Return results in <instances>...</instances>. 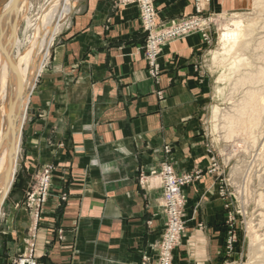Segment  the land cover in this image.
<instances>
[{"label":"crops","instance_id":"obj_1","mask_svg":"<svg viewBox=\"0 0 264 264\" xmlns=\"http://www.w3.org/2000/svg\"><path fill=\"white\" fill-rule=\"evenodd\" d=\"M155 4L162 21L193 12V0ZM248 5L213 0L211 9L233 13ZM2 6L0 0V15ZM1 34L0 23V43ZM145 41L136 4L72 0L30 98L20 175L0 226V264L30 254L39 264H140L165 225L161 181L147 176L164 148L179 171L209 166L201 113L210 88L199 73L208 44L194 34L164 47L156 80ZM49 163L57 166L55 186L37 226L23 205L25 187ZM188 197L183 264H216L224 199L207 177Z\"/></svg>","mask_w":264,"mask_h":264},{"label":"rangeland","instance_id":"obj_2","mask_svg":"<svg viewBox=\"0 0 264 264\" xmlns=\"http://www.w3.org/2000/svg\"><path fill=\"white\" fill-rule=\"evenodd\" d=\"M5 1L6 0H3V4ZM70 1L72 5V0ZM212 1L213 0H193V12L191 14H186L178 19L162 21L159 19L155 0H152V7L156 13V24L157 27L161 29L160 32H158L163 37V41L155 45V55L153 54V49L155 47L152 48V45L149 43L151 37L154 36V32L151 33L146 31L142 24L140 3L131 2L136 4L139 8V20L146 34L143 53L148 64L150 76L153 79H159L161 71L158 61L164 47L174 41L186 39L194 34H200L208 44V47L199 65V73L202 75V78H207L210 88L205 94L206 102H204L201 113V133L207 147L209 166L205 169L179 171L169 160L171 154L170 147L164 148L165 157L160 161L157 168L152 170L147 176L157 175L161 181L165 225L158 241L153 247H149L142 254L140 264L184 263L181 244L188 230V192L206 177L211 178V180L218 185L219 193L224 199V214L226 216L224 223L217 226L219 230L217 241L219 247L216 264H251L250 248L254 238L253 232H256V234H254L255 236L264 233V227H260L258 224L259 219L257 217H259L258 215L261 213L259 211H262V208L259 207L260 205L257 204L258 201L256 199L257 192L259 193V191L263 189V186H261L263 184L257 177L263 173L264 165L253 151L248 152L249 154L245 152V144L242 143L243 140L241 137L235 136L237 137L236 139H234L235 137L232 139L226 138L223 128V115L234 105V101L231 99L233 85L231 81H227L223 84V82H220L218 79L220 74L225 72L229 73V64H231L233 60L230 57L231 55L228 56V53L220 43V30L233 16V13H241L245 17L256 16L255 0H249V5L245 10L233 13H214L211 9ZM119 2L122 4L129 3L125 0H119ZM54 3L55 0H27L18 27L16 24L12 25L13 30L17 31V36L20 40V52H25L32 45L36 35L35 27L39 19L45 10L53 6ZM70 13L65 15L61 20H56L57 23H54L51 30V42L47 57L39 53L41 59L39 57L40 62L32 76L26 119L30 111V98L42 81L43 70L45 64L49 60L52 45L68 20ZM195 20L198 21L199 25H195L177 36L169 38L164 34L166 31L172 29L178 30L184 28L183 25L185 23H190ZM28 22H30V25H28ZM16 52L17 49L15 50V54ZM215 55L218 56V61L214 60ZM33 86L34 89L32 91ZM219 88L222 89V92L218 91ZM237 96L238 95L234 97L237 98ZM24 124L22 127V137L24 133ZM20 169L21 166L15 175L16 178L14 179L13 186L3 204L0 226L8 197L19 179ZM56 171L57 166L53 163L43 165L35 175L30 177L25 187L23 205L26 207L30 217L37 226L41 222L43 212L46 209L47 200L54 190ZM144 178L142 174L140 181L143 182ZM66 200L67 198L64 195L63 201ZM194 211V214L199 213L197 210ZM257 212L259 213L257 214ZM198 227L202 229L205 225L200 223ZM261 228L262 231L259 230ZM262 237L264 238V236ZM21 261L39 264L34 254L18 257L14 259L12 263L21 264Z\"/></svg>","mask_w":264,"mask_h":264},{"label":"bare ground","instance_id":"obj_3","mask_svg":"<svg viewBox=\"0 0 264 264\" xmlns=\"http://www.w3.org/2000/svg\"><path fill=\"white\" fill-rule=\"evenodd\" d=\"M26 2L6 0L0 15V216L20 167L22 127L32 76L40 62L39 53L47 57L54 23L71 12L70 0H55L39 19L32 45L25 52H20V40L12 25L18 27ZM254 5L256 16L233 13L220 30V43L233 60L229 64V73L220 74L218 79L223 84L231 81L233 85L231 99L234 105L223 115L226 138L241 137L245 152L253 151L264 165V0H255ZM214 60L218 61V56L215 55ZM218 91L222 92V89ZM258 176L263 189L255 195L262 211L258 209L261 213L256 217L259 226L264 227V170ZM254 234L250 261L251 264H264V233Z\"/></svg>","mask_w":264,"mask_h":264},{"label":"built area","instance_id":"obj_4","mask_svg":"<svg viewBox=\"0 0 264 264\" xmlns=\"http://www.w3.org/2000/svg\"><path fill=\"white\" fill-rule=\"evenodd\" d=\"M125 1L129 3L131 2L140 3L142 24L146 31H149L151 33L154 32V36L151 37V40L149 41V43L150 45H152V48H154L155 45L160 44L163 41L162 39L163 37L159 33L161 29H159L156 24V16H155L156 13H155L154 8L152 7V0H125ZM195 25H199L197 20L190 22V23H185L183 25L184 28H181L178 30L172 29V30L166 31L164 34L166 35V37L171 38V37L177 36L187 31L188 29H190L191 27ZM155 49L156 47L153 49L154 55L156 54L154 53ZM21 264H35V263L34 262L29 263V261H21Z\"/></svg>","mask_w":264,"mask_h":264}]
</instances>
